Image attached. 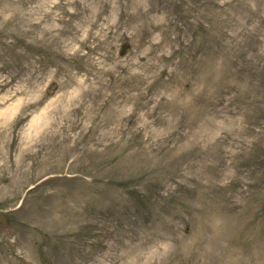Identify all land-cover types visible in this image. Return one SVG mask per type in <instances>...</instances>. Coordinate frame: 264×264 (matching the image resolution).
Listing matches in <instances>:
<instances>
[{"label": "rangeland", "instance_id": "1", "mask_svg": "<svg viewBox=\"0 0 264 264\" xmlns=\"http://www.w3.org/2000/svg\"><path fill=\"white\" fill-rule=\"evenodd\" d=\"M0 264H264V0H0Z\"/></svg>", "mask_w": 264, "mask_h": 264}, {"label": "bare ground", "instance_id": "2", "mask_svg": "<svg viewBox=\"0 0 264 264\" xmlns=\"http://www.w3.org/2000/svg\"><path fill=\"white\" fill-rule=\"evenodd\" d=\"M96 23H97V20H93V24L96 25ZM102 27H103V25H102ZM104 30H105V28H104ZM98 31H100V29H98ZM96 35L99 36V32H96ZM137 62H140V61H137ZM148 65H149V67L153 66L150 63H148ZM126 66L129 67L130 66V63H127ZM144 67L147 68L146 66H144ZM41 125L42 124H40V125L39 124H37V125L34 124L33 127L37 130ZM36 130H33V131H36Z\"/></svg>", "mask_w": 264, "mask_h": 264}]
</instances>
